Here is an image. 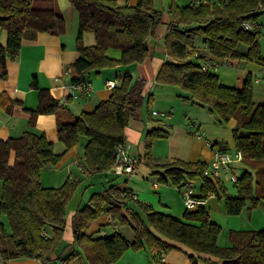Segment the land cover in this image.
Segmentation results:
<instances>
[{"label": "trees", "instance_id": "trees-1", "mask_svg": "<svg viewBox=\"0 0 264 264\" xmlns=\"http://www.w3.org/2000/svg\"><path fill=\"white\" fill-rule=\"evenodd\" d=\"M67 1L78 16L75 41L80 53L73 64L71 82H89L87 76L92 71L98 74L146 60L147 41L162 23V13L154 0H136L134 5L124 6L116 0ZM168 14V31L163 37L166 58L155 74L154 84L187 91L194 104L209 106L219 122L234 120L233 146L242 153L245 170L233 185L235 195H230L218 181L203 176L206 169L203 162L177 159L164 165L153 164L152 142L169 136L158 127L145 133L144 161L165 184L179 188L182 181L197 180L203 194L222 193L228 216L239 215L247 205L251 208L264 205V103L253 102L250 74H246L242 87L235 89L223 85L214 71L200 69L205 55L214 60L254 62L264 69V50L260 45L263 33L242 28L245 20L260 21L264 17V0H218L217 5L208 1L196 5L191 0V5L185 7L170 0ZM64 27L55 0H1L0 30L6 32L7 40L5 46L0 45V79H7L6 61L16 58L23 40H35L39 33L62 35ZM84 32L93 34L94 45H83ZM197 37L202 38V49L195 47ZM240 45L245 47L244 52L237 51ZM109 50L119 51L120 58H110ZM133 83L131 75H124L107 100L78 116H72L48 91L39 90L38 105L31 111L30 123L33 125L38 115L55 116L57 139L64 147L60 154L54 152L53 143L43 134L31 131L0 141V216L8 220V229L0 222V259L30 258L41 264H70L81 257L86 264H115L127 250L166 248L164 239L194 253L217 258L222 264H264L263 230H230L229 245L222 247L218 245L221 227L210 221L204 209L185 210L180 220L156 212L150 205L139 204L143 217L137 212L124 215L122 211H127L128 202H136L138 207V201L130 198L129 190H120L115 185L92 194L88 203L76 211L73 247L62 259L63 249L68 248L63 241L66 208L79 183L67 180L59 187L46 188L41 185L40 173L44 167L56 165L84 137L87 141L83 145L82 167L108 178L115 149L126 141L124 129L143 104L144 83L140 80L135 86ZM32 85L37 89L36 81ZM212 148L228 151L226 146L216 143H212ZM104 212L119 226L129 227L133 241L118 232L97 237L88 233L90 222ZM60 248L62 251L58 252ZM190 262L196 264L192 256Z\"/></svg>", "mask_w": 264, "mask_h": 264}, {"label": "crops", "instance_id": "crops-1", "mask_svg": "<svg viewBox=\"0 0 264 264\" xmlns=\"http://www.w3.org/2000/svg\"><path fill=\"white\" fill-rule=\"evenodd\" d=\"M1 1V0H0ZM117 3L121 6L124 5H134L136 0H116ZM156 5V0H154ZM175 3L179 7H185L191 5V0H175ZM55 5L57 10L61 13L64 18L65 27L64 33L62 35H51L47 33H39L35 40H23L19 53L15 59L6 61V71H7V79H0V141H6L9 138H17L21 136L23 133L31 131L36 134H43L46 139L53 143L54 152L56 154H60L63 152L64 147L57 139V131H56V118L54 115L42 114L36 116L33 125H31V111H34L37 108L38 100H39V90H46L50 94L52 98L59 101L64 109L72 116H78L82 112H90L92 111L99 102L107 100L112 91L108 90L105 87V82L109 80H114L111 77V74L114 70L120 68V66L105 69L100 73L96 74L94 71L90 72L87 76V81L90 82L93 91L90 97L85 99H75L69 97L68 85L71 83V76L73 71V64L80 56V53L77 50V44L75 41L77 27H78V16L74 9V7L67 0H55ZM168 5H170V0ZM156 7V6H155ZM157 8V7H156ZM158 9V8H157ZM159 10V9H158ZM170 16L169 14H162V23L157 28L154 36L150 37L147 41L149 47V54L146 60L142 64H134L130 66H126V72L124 75H131L133 80H140L144 84L142 86V97L143 100L147 95V91L149 87L155 85L154 77L160 66L165 61V48L163 44V37L167 33L166 24L169 22ZM90 32H84L83 34V45L84 46H92L94 45V36L90 37ZM6 32L0 30V45H6ZM160 48H163L161 50ZM162 52L163 56L160 57L159 53ZM107 55L113 59L120 58V52L115 50H109ZM223 59H218L216 61L220 62ZM241 61V60H240ZM244 67L243 70H239L237 75L234 77L229 74H217L220 82L228 87L240 89L242 87L244 78L246 74H252V72L261 74L264 79V69L261 65H258L254 62L243 61ZM123 75V76H124ZM221 77V78H220ZM233 77V78H231ZM121 78H119L120 80ZM223 79V81H221ZM259 79V78H258ZM118 78L114 81L119 83ZM36 81L37 89L33 87V82ZM260 82V81H259ZM258 84V83H256ZM264 103V102H258ZM153 117V116H152ZM168 120H171L168 119ZM129 124V122H128ZM127 126L124 129L126 142L130 144L131 147L136 146L140 152H137L134 156L138 158V155L143 153V143L141 141V132L140 130L136 131L134 128H129ZM154 128V127H153ZM170 135V134H169ZM195 135V133H194ZM193 135V136H194ZM197 141L195 151V157H193L191 162H203L212 159V153L207 149L206 143L202 137H196ZM127 140H130L128 142ZM85 144V142H84ZM82 144V146L84 145ZM78 146V145H77ZM72 148L70 151L65 153L61 160L54 166H46L42 169L40 173L41 185L46 188H56L61 186L65 181H77L79 186L82 185L85 176H90L94 174L93 172H86L81 164L82 156L80 157L77 154L76 148ZM171 147L173 149H177V147L172 142ZM58 149V150H56ZM133 155V154H132ZM201 157H204L201 159ZM183 160L188 161L178 154H174L172 150V158L167 163H170L174 160ZM13 154L10 159V163H12ZM144 160L142 156L138 158L139 163ZM190 162V161H188ZM165 163V164H167ZM164 165V164H161ZM111 172H108V175H111ZM113 175V174H112ZM116 177L115 175H113ZM106 183L111 185L114 181L108 180L105 178ZM110 182V183H109ZM156 184V183H153ZM199 185V183H197ZM221 184V183H220ZM223 190L227 191V188L224 185ZM78 186V187H79ZM108 186V187H109ZM116 186V185H115ZM77 187V188H78ZM117 187V186H116ZM155 187L154 189H157ZM74 191L70 201L68 202L66 208V226L63 233V241L65 245H68V248L63 249L65 251L71 250L73 247V222L74 215L76 211L80 208L79 205L83 200L81 198L85 196V193H82L79 189ZM118 188V187H117ZM131 192V195H134ZM135 196V195H134ZM136 197V196H135ZM136 200L138 201L137 197ZM129 201L127 204V211L123 210V214H130L138 212L136 202ZM75 203H77L75 208ZM247 216L245 220H247V224L251 225V229L259 230L260 228H256L253 222H251V210H262L264 211V205L258 204L255 208H251L249 205ZM207 213L210 221L220 226L219 220L224 211L223 207V196L222 193L216 195L215 198L207 201V205L204 208ZM185 209L183 210L181 216H174L169 213H165L171 215L177 219L182 220V215ZM140 214V213H139ZM108 216V214H107ZM109 217V216H108ZM143 217V216H142ZM229 219H224L223 221L226 223L228 227H230V223L234 222L237 224L236 220L228 221ZM117 222L111 221L108 219L106 221V225L114 224ZM118 228H120L117 224ZM102 227V226H101ZM112 228V227H111ZM126 236L132 234L133 239L134 235L132 230L127 227ZM115 230V231H117ZM223 229L221 228V231ZM232 229L227 228V233ZM263 230L264 229H260ZM97 231H104L102 228H98ZM113 231V229H112ZM150 231L155 235V232L150 229ZM238 231V230H237ZM94 232V231H93ZM96 233V232H95ZM113 233V232H112ZM100 235V232H99ZM162 242L167 246L166 248H147L144 247L138 251L127 250L116 262L115 264H162L160 261V254L164 253L165 263L166 264H191L190 257L192 256L196 262V264H222V261L214 258L212 256L197 254L192 252L187 247L178 244L176 242H172L169 240L162 239ZM228 242V240H227ZM220 245V244H218ZM227 244H221L220 246L225 247ZM60 248L58 252H61ZM77 252V250L75 249ZM55 257V256H54ZM81 258V257H78ZM82 259V258H81ZM84 261V260H83ZM85 262V261H84ZM0 264H41L36 259L30 258H22L11 261H3L0 259Z\"/></svg>", "mask_w": 264, "mask_h": 264}, {"label": "rangeland", "instance_id": "rangeland-1", "mask_svg": "<svg viewBox=\"0 0 264 264\" xmlns=\"http://www.w3.org/2000/svg\"><path fill=\"white\" fill-rule=\"evenodd\" d=\"M210 4L217 5L218 0H207ZM156 7L161 11L162 14H168V3L169 0H156ZM155 4V3H154ZM261 22H264V17L260 18ZM90 37H93V34L90 32ZM261 49L264 50V33L260 37ZM195 47L198 49L203 48L202 38L197 37L195 39ZM163 50V48H160ZM237 51L244 52L245 47L240 45L237 48ZM159 53V56L162 57V52ZM244 62L237 59H223L219 62V67L215 69L216 74H229L231 76L237 75L239 70H243ZM124 67H120L117 70H114L111 74V77L116 80L122 78L126 72ZM251 76V86H252V99L254 103L264 102V79L261 74L256 73V77L260 79L258 84L254 83L255 73L252 72ZM231 77V78H233ZM221 78V77H220ZM137 81L136 79L134 82ZM223 81V79H221ZM224 82V81H223ZM191 95L184 90H181L178 87H160V86H151L147 91V95L143 100V104L139 110L129 121L128 127L134 128L136 131L140 130L141 132V141L144 142L145 133L148 129L151 128H162L170 134L167 138H156L151 145L150 155L152 158L153 164H165L172 158L173 153L181 158L191 162L192 158L195 157L196 141L197 135L202 134L204 142L209 141L210 143H216L218 145H224L227 147L229 152H233V137L232 129L235 126L234 120L228 122H219L217 115L214 112L209 110V106L200 107L197 104H194L190 99ZM167 112L171 111L172 117L171 120H162L156 117L151 116V112ZM194 135V136H193ZM87 139L81 137L79 139V144L76 148L77 154L81 157L83 154L84 142ZM130 142V140H127ZM172 142L177 147L173 149L171 147ZM207 149L212 153V150L209 146ZM58 150V149H56ZM129 151L133 156L140 152L136 146L129 148ZM144 153V147H143ZM137 156V155H136ZM134 156L137 160L142 155H138V158ZM212 157V156H211ZM204 157H201L203 159ZM211 158L204 161L205 164L210 163ZM245 166L238 165L233 167V172L236 175H239ZM87 172V171H86ZM113 180L114 183L120 190H129L137 197L138 199V212L143 216L142 209L139 204L150 205L156 212L159 213H169L174 216H181L184 208L182 195L177 190V187L169 184H165L160 181L159 175L155 173L154 168H152L146 161L142 160L139 163L132 176H119L114 177L112 174L108 175V180ZM81 186L78 184V188L82 193H85V196L81 198L83 202L80 203L79 207L82 208L85 204L88 203L90 196L94 193H98L106 189L109 184L106 183V180L103 176L99 174H91L90 176H85ZM199 181L196 180V183ZM153 183L159 185L157 189H154ZM225 187L227 188V193L230 195H235L236 187H234L230 182L224 181ZM2 189V182L0 181V194ZM133 203V202H132ZM77 203H75V208ZM248 207L246 206L239 215L228 216L226 213H222L219 220V225L223 229L218 237V244H227V228L232 230H253L251 225L247 224L245 217L247 216ZM251 222H253L256 228L264 229V211L262 210H251ZM109 219L107 213H102L95 220L91 221L88 227V233H94V236H101L97 231L98 228H102L105 231V236H110L113 233H120L124 236L129 242L133 241L132 234L126 236V231L128 228L126 226H119L120 228L117 231H112V225L108 224L105 226L106 221ZM224 219H229L228 221L236 220L237 224L234 222L230 223V227L226 225L223 221ZM0 222L4 224L6 229H8V220L5 216H0ZM102 226V227H101ZM259 229V230H260ZM94 231V232H93ZM96 232V233H95ZM113 232V233H112ZM70 264H86L83 261V258H76Z\"/></svg>", "mask_w": 264, "mask_h": 264}, {"label": "built area", "instance_id": "built-area-1", "mask_svg": "<svg viewBox=\"0 0 264 264\" xmlns=\"http://www.w3.org/2000/svg\"><path fill=\"white\" fill-rule=\"evenodd\" d=\"M196 5H205L207 0H193ZM242 28L248 32H261L264 33V22L258 20H245L242 23ZM219 67V62L205 55L202 57L200 62V69L202 72L214 71ZM260 79L255 78L254 83H259ZM117 82L109 80L105 82V87L112 91L116 88ZM69 97L75 99H85L90 97L93 88L90 82H71L68 85ZM151 116L162 120H168L172 117L171 111L157 113L151 112ZM197 137H202V134H196ZM207 146L213 151L212 159L210 163L206 164V169L203 171V176L212 182L218 181L224 185V181L230 182L234 185L239 175L234 174L233 167H237L243 161V155L239 151H222L216 148H212V143L209 141L205 142ZM129 148L131 146L126 141L119 144L115 149L114 162L111 169V173L115 176H126L130 177L133 175L138 160L130 153ZM153 187H157L153 184ZM183 198V205L186 211L195 212L200 209H204L207 205V201L216 197V193L207 192L203 194L200 190V184L198 185L194 180H186L180 183L177 188ZM132 200H136L134 195H130ZM118 226L116 223L112 224V229L117 230ZM100 235H105L103 231H99ZM160 261L162 264L165 263L164 253L160 254Z\"/></svg>", "mask_w": 264, "mask_h": 264}, {"label": "water", "instance_id": "water-1", "mask_svg": "<svg viewBox=\"0 0 264 264\" xmlns=\"http://www.w3.org/2000/svg\"><path fill=\"white\" fill-rule=\"evenodd\" d=\"M136 84H137V81H135V82L133 83L134 86H135ZM65 257H66V254L63 255L62 259H64Z\"/></svg>", "mask_w": 264, "mask_h": 264}]
</instances>
